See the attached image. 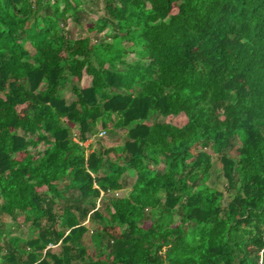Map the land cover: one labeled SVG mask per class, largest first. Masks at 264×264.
<instances>
[{
    "label": "trees",
    "instance_id": "obj_1",
    "mask_svg": "<svg viewBox=\"0 0 264 264\" xmlns=\"http://www.w3.org/2000/svg\"><path fill=\"white\" fill-rule=\"evenodd\" d=\"M0 264H264V0H0Z\"/></svg>",
    "mask_w": 264,
    "mask_h": 264
},
{
    "label": "rangeland",
    "instance_id": "obj_2",
    "mask_svg": "<svg viewBox=\"0 0 264 264\" xmlns=\"http://www.w3.org/2000/svg\"><path fill=\"white\" fill-rule=\"evenodd\" d=\"M95 13L97 15H100L99 11L97 9H96ZM87 17L90 18L91 20L95 19V15H87ZM71 30L72 31H71L70 36L72 37V39L82 38L83 36H85L84 31L80 27H78V28L73 27ZM101 37H102V34L94 35V39L99 40V38H101ZM87 84H88V82L84 79L81 85L87 86ZM65 96L68 99H70V94L67 91L65 92ZM155 117L156 116H154L152 119H155ZM167 120H169V119H167ZM171 120L174 123H180L183 120V118H181V116H180L178 118H175V119L173 118ZM74 133H76V131H74ZM125 137H126V131L124 129L103 130L100 128V126H98L96 128L95 133L84 144L85 149H86V153L91 152L95 148H98L100 145L104 146V147L120 145L125 140ZM73 138L76 140L78 139L77 135H75V134H74ZM230 153H231V155L235 154L234 151H231ZM213 162H214V168H213L212 175L210 177L208 184L212 187H215L219 191H223L224 197L229 198V196H230L229 193H226V191L224 190L223 178H220V176H218L219 172L221 171V166H220L219 160L216 158V156H214ZM123 181L126 182V180H123ZM126 185H128L127 186L128 188H126L125 192H123L121 195H125V193H127L128 189H130V187H131L130 179L126 182ZM86 223L91 229H93V227H94L93 222L87 221ZM16 233H17V235H20L24 238H28L31 235L30 232L28 230H26V228H22L20 231H17ZM251 253H253L252 254V256H253L255 254V250L253 249L251 251Z\"/></svg>",
    "mask_w": 264,
    "mask_h": 264
},
{
    "label": "built area",
    "instance_id": "obj_3",
    "mask_svg": "<svg viewBox=\"0 0 264 264\" xmlns=\"http://www.w3.org/2000/svg\"><path fill=\"white\" fill-rule=\"evenodd\" d=\"M104 132V131H103ZM105 133V132H104Z\"/></svg>",
    "mask_w": 264,
    "mask_h": 264
}]
</instances>
